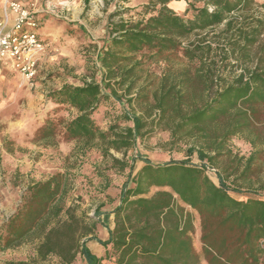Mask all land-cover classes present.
Listing matches in <instances>:
<instances>
[{"label": "trees", "instance_id": "1", "mask_svg": "<svg viewBox=\"0 0 264 264\" xmlns=\"http://www.w3.org/2000/svg\"><path fill=\"white\" fill-rule=\"evenodd\" d=\"M172 1L147 0L129 19L123 17L127 11H113L111 19H119L108 25L97 50L100 81L65 83L50 91L49 102L77 113L70 119L49 114L33 139L50 143L61 135L83 149L98 147L122 170H133L111 150L125 157L138 138L150 135L154 125H163L169 132L167 144L185 143L187 157L163 163L145 159L125 182L113 209L114 226L105 239L97 235L98 225L104 226L102 206L93 216L82 209L71 196L74 178L69 171L29 182L15 212L0 225V251L32 244V264L50 256L72 264L78 255L85 264H264V197L238 199L232 194L238 190L228 183L238 172L232 178L235 184L249 182L262 151L252 152L244 163L235 156L229 165H221L220 159L232 155L228 145L235 136L253 134L264 116V1L185 0L183 12L171 7ZM221 25L216 43L206 41L207 32ZM200 32L206 33L199 43L182 46ZM146 51L160 59L181 51L189 63L198 60L200 65L168 68L151 95L143 94L135 70L140 64L137 55ZM235 66L241 72L215 87L222 80L220 72ZM124 100L128 105L144 101L146 115L122 107L104 129L97 116ZM127 120L133 125L122 129L121 122ZM250 142L256 146L255 139ZM203 164L215 167L216 175H209ZM187 208L200 216L202 252L194 246V215ZM93 240L105 247L104 256L90 248Z\"/></svg>", "mask_w": 264, "mask_h": 264}, {"label": "rangeland", "instance_id": "2", "mask_svg": "<svg viewBox=\"0 0 264 264\" xmlns=\"http://www.w3.org/2000/svg\"><path fill=\"white\" fill-rule=\"evenodd\" d=\"M24 1L25 3L28 1V5L34 4L36 9L39 7L44 9L40 32L42 38L46 40L47 47L40 60L38 78L34 86H31L21 74L16 76L18 72L1 64L0 225L15 212L29 182L46 179L59 171H69L74 178L71 196L77 199L82 209L86 210L89 216H93L96 208L102 206L100 217L104 226L98 225L97 235L105 239L108 236V229L114 226L113 209L119 203L121 190L125 182H130L131 176L144 164V160L148 158L154 163H163L172 159H184L187 157L185 150L187 145L181 142L175 147H170L167 144L169 132L163 129V125H154L153 132L144 138H138L136 145L129 149L125 157L121 152L111 150L115 157L125 159L124 161L133 165V170L130 167L122 170L120 164L116 163L111 156L103 155L98 147L83 149L80 143L64 141L61 135L50 143L37 142L33 138L35 131L49 114L56 112L70 119L77 113L76 109L56 106L49 102L46 97L50 91L60 88L65 83L81 85L92 79L100 81L102 70L97 62V50L107 36L108 25L119 19V16L111 19V13L115 10L127 11L123 15L124 19L135 17L147 0ZM57 1L61 2L59 8L54 4ZM256 1L262 3L264 0ZM169 5L183 12L186 1L174 0ZM52 8L58 15L51 11ZM257 11L256 8L253 13ZM223 28L224 26L221 25L207 32L206 41L216 43L218 34ZM205 33L200 32V36L190 35L182 41V46L187 47L192 42L199 43L197 39ZM136 59L140 62L135 70L138 77L137 88L142 89L143 94L149 95L158 87L168 68L179 69L184 65L192 67L196 64L200 65L198 60L189 63L181 51L176 55L167 56L166 59H160L146 51L139 53ZM209 61L207 59L208 63ZM241 70L240 66L225 68L220 72L222 80L216 83L215 87L221 88L225 83L231 82ZM118 103L116 102L113 108L109 107L108 114L105 113L106 110H102L97 116L104 129L115 121L122 107L130 109L131 112L146 115L144 101H135L133 105H128L125 100ZM147 122L150 127L151 118H147ZM132 125V121L121 122L122 129ZM256 134H260L261 138L257 139ZM251 139H255L256 146L250 142ZM228 147L232 155L222 156L221 165H229L232 157L235 156L243 158L244 163L252 152L262 151L253 165L249 182L238 180L235 184L232 178L238 177L240 175L238 172L228 180V183L238 190V192H232L238 199L264 197V116L257 123V130L253 134L241 133L235 136ZM192 160L197 161L195 156ZM187 209L194 215V246L202 252L200 216L191 208ZM89 246L96 254L105 255V247L99 242L90 241ZM35 258L34 246L29 243L0 251V264L20 261L32 264ZM105 263L112 264L110 260H105ZM37 264H61V262L58 257L50 256L38 261ZM72 264H85V261L78 255ZM202 264L208 263L202 260Z\"/></svg>", "mask_w": 264, "mask_h": 264}, {"label": "built area", "instance_id": "3", "mask_svg": "<svg viewBox=\"0 0 264 264\" xmlns=\"http://www.w3.org/2000/svg\"><path fill=\"white\" fill-rule=\"evenodd\" d=\"M51 11L57 14L54 8ZM40 19L35 5L24 0H5V16L0 20V61L10 62L31 86L40 69L47 44L40 37ZM214 177L217 169L203 164Z\"/></svg>", "mask_w": 264, "mask_h": 264}, {"label": "crops", "instance_id": "4", "mask_svg": "<svg viewBox=\"0 0 264 264\" xmlns=\"http://www.w3.org/2000/svg\"><path fill=\"white\" fill-rule=\"evenodd\" d=\"M67 2V1H66ZM29 2L28 1H26V4H28ZM49 4H52V3H49ZM54 4H56V6H57V8H59L61 5V2L59 1H57L56 3H54ZM43 13H44V9H42L41 7H39L38 8V16L39 17H41V19H43L44 18V15H43ZM56 15H58V13L56 14ZM4 16H5V0H0V20H3L4 19ZM39 32H40V30H39ZM41 33V32H40ZM1 64H4V65H6L7 66V68H9V69H11V70H14L13 68H12V66H11V64H10V62H7V61H0V72H1ZM15 71V70H14ZM17 72V71H16ZM19 74L20 73H16V76H19ZM37 78H38V75H37V77L35 78V81H37ZM38 85H36V87H37Z\"/></svg>", "mask_w": 264, "mask_h": 264}]
</instances>
